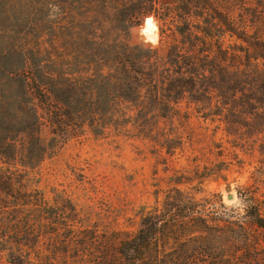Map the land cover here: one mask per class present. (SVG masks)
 Here are the masks:
<instances>
[{
  "label": "rangeland",
  "instance_id": "374dc122",
  "mask_svg": "<svg viewBox=\"0 0 264 264\" xmlns=\"http://www.w3.org/2000/svg\"><path fill=\"white\" fill-rule=\"evenodd\" d=\"M148 2L21 0L0 9V168L17 188L0 209V264H90L94 233L136 232L175 190L184 209L208 220L249 226V212L264 215V62L177 67L168 55L183 42L174 0L141 14ZM258 3L246 6L261 17ZM115 52L138 72L160 67L178 104L160 111L159 126L128 123L141 85ZM211 70L194 85L171 78ZM52 99L54 109L41 102Z\"/></svg>",
  "mask_w": 264,
  "mask_h": 264
},
{
  "label": "trees",
  "instance_id": "16d2710c",
  "mask_svg": "<svg viewBox=\"0 0 264 264\" xmlns=\"http://www.w3.org/2000/svg\"><path fill=\"white\" fill-rule=\"evenodd\" d=\"M16 1L21 0H0V9L6 12ZM246 1L174 0L175 24L172 31L183 40L177 43V46H181L180 50L168 53L175 65L179 67L184 64L194 68L205 65L218 69L242 65L245 59L248 62H264V15L257 17L255 9L247 8ZM251 1L264 5V0ZM148 3L149 7L143 8L141 14L155 10V0ZM190 6L194 10H189ZM139 15H132L128 22L137 23ZM161 15L165 17V14ZM226 37L232 40L228 43ZM115 56L119 59L117 66L126 73L127 78H134L141 85L136 96L137 103L142 105L137 104L131 109L136 114L134 118L129 117L131 120L128 123L136 127L143 118L159 126L164 118L160 111L165 109L173 114L174 105L178 104L170 100L171 88L166 85L163 73H158L160 67L157 65L154 68L149 64L147 72H138L127 56L122 58L116 52ZM107 75L103 73V76ZM208 75L215 76L216 73L213 70L209 74L204 71L190 76L179 73L180 78L175 75L171 78H188L194 85L195 80L202 82ZM30 90L35 97L36 93L42 97V85L35 82ZM46 93L53 96L50 92ZM126 99L119 96L118 102L126 105L132 103ZM41 102L50 105L51 109L55 108L52 106L55 103L53 99ZM147 104H150L152 112L143 115ZM118 118L114 114L113 119ZM3 167L0 168V185H4L6 190L0 191V209L9 208L8 201L17 199L13 178L9 170L4 171ZM175 191L177 194L167 197L161 210L157 209L154 214L143 218L136 232L94 233L92 239H96V254L90 264H264V215L258 208L247 215L251 219L249 226L225 218L208 220L200 212L184 209L181 200L183 192ZM4 203L6 206H1ZM254 226L262 231V239Z\"/></svg>",
  "mask_w": 264,
  "mask_h": 264
},
{
  "label": "clouds",
  "instance_id": "9594fccd",
  "mask_svg": "<svg viewBox=\"0 0 264 264\" xmlns=\"http://www.w3.org/2000/svg\"><path fill=\"white\" fill-rule=\"evenodd\" d=\"M53 8H54L55 11H59L58 7L53 6ZM147 23L149 25V28H153L154 27V22L151 19H149Z\"/></svg>",
  "mask_w": 264,
  "mask_h": 264
},
{
  "label": "water",
  "instance_id": "95a60500",
  "mask_svg": "<svg viewBox=\"0 0 264 264\" xmlns=\"http://www.w3.org/2000/svg\"><path fill=\"white\" fill-rule=\"evenodd\" d=\"M232 197L230 196L229 199H231Z\"/></svg>",
  "mask_w": 264,
  "mask_h": 264
},
{
  "label": "bare ground",
  "instance_id": "6f19581e",
  "mask_svg": "<svg viewBox=\"0 0 264 264\" xmlns=\"http://www.w3.org/2000/svg\"><path fill=\"white\" fill-rule=\"evenodd\" d=\"M145 34V33H144Z\"/></svg>",
  "mask_w": 264,
  "mask_h": 264
}]
</instances>
